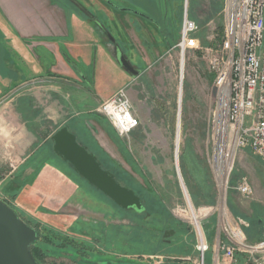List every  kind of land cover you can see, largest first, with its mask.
<instances>
[{
    "label": "rangeland",
    "instance_id": "374dc122",
    "mask_svg": "<svg viewBox=\"0 0 264 264\" xmlns=\"http://www.w3.org/2000/svg\"><path fill=\"white\" fill-rule=\"evenodd\" d=\"M50 1L80 14L83 23L92 19L94 26L115 37L124 19L113 4L122 7L129 2L143 15L139 24L149 30L150 45L147 49L135 32L136 48L121 44L134 66L143 70L135 77L124 70L133 82L122 87L140 120L125 136L98 110L104 100L96 99V106L80 100L83 106L76 110L66 98L58 103L62 115L46 117L38 77H23L0 93V198L37 229L32 248L39 260L43 264H193L195 238L187 206L202 215L212 208L202 221L211 245L216 234L220 236L217 204L225 195V205L233 218L241 220L242 231L250 241L258 240L264 229V160L249 147L236 151L227 194L220 195L209 166L216 97L207 57L202 48L191 49L181 66L175 47L186 1L198 25L200 46H213L222 31L223 0ZM210 33L217 34L215 39ZM106 37L101 39L110 49L113 45ZM114 50L117 78L123 69L117 46ZM31 53L36 59L42 55L32 46ZM39 59L43 63V57ZM97 83L88 84L89 89L105 93L114 86ZM93 90L76 95L95 98ZM65 111L78 113L72 116ZM62 126L141 197L142 211L116 206L54 152L51 136ZM42 175L45 181L39 179ZM242 176L252 187L249 197L234 188ZM210 258L208 251L206 264H211Z\"/></svg>",
    "mask_w": 264,
    "mask_h": 264
},
{
    "label": "built area",
    "instance_id": "2783aa9c",
    "mask_svg": "<svg viewBox=\"0 0 264 264\" xmlns=\"http://www.w3.org/2000/svg\"><path fill=\"white\" fill-rule=\"evenodd\" d=\"M184 4L178 41L180 64L189 50H204L209 74L212 75L216 106L211 119L212 140L210 165L220 195L227 194L236 151L249 147L250 152L264 160V0H223L222 31L213 46H200L196 35L198 25L189 16ZM182 66V65H181ZM182 78V77H181ZM125 87L104 100L98 110L106 115L120 135H128L139 126ZM220 178H218V174ZM236 192L249 197L252 187L245 177L234 186ZM226 199V195H225ZM219 199L218 226L211 245L203 229V217L212 212L187 206L195 238L196 257L193 264H206V253H211V264H264V233L250 241L242 226L227 209L226 200Z\"/></svg>",
    "mask_w": 264,
    "mask_h": 264
},
{
    "label": "crops",
    "instance_id": "0c3cea01",
    "mask_svg": "<svg viewBox=\"0 0 264 264\" xmlns=\"http://www.w3.org/2000/svg\"><path fill=\"white\" fill-rule=\"evenodd\" d=\"M122 7H114L123 12L120 19H124L122 29L117 31L118 36L115 37L105 29L101 28V32L92 19L83 23L80 14L50 0H0V93L5 85L18 83L23 77H38V81L42 82L45 116L54 119L63 114L58 111L62 107L59 101L70 98L69 106L76 110L83 106L80 101L83 99L94 102L96 106L97 100H106L123 85H132L133 78L127 77L129 74L122 67L123 71L117 74V78L123 82L117 81L114 48L117 46V51H122L134 66L121 44L130 48L135 46L132 37L135 32V37L147 48L150 45L147 39L149 30L139 24V18L143 17L141 12L129 2ZM127 16L138 28L130 24ZM103 35L113 45L110 49L101 39ZM31 46L40 50L42 55L38 56L43 57V63L39 57L36 59L37 56L32 55ZM101 80L114 84L111 92L101 93L99 89H91L95 98L88 95L91 91L88 84H98ZM69 89L72 91L67 92ZM82 91L88 93L87 96L76 95ZM133 111L138 115L134 107ZM68 113L75 116L78 112L65 111L66 115ZM43 176L39 179L45 181ZM57 186L60 187V184Z\"/></svg>",
    "mask_w": 264,
    "mask_h": 264
},
{
    "label": "water",
    "instance_id": "95a60500",
    "mask_svg": "<svg viewBox=\"0 0 264 264\" xmlns=\"http://www.w3.org/2000/svg\"><path fill=\"white\" fill-rule=\"evenodd\" d=\"M117 61L132 77L140 74V70L130 64L122 51L117 54ZM51 139L54 152L68 162L73 171L88 184L123 209L143 210L140 196L132 188L119 183L109 170L104 169L96 155L82 145L67 126L54 131ZM239 222L242 224L241 220ZM37 237V229L0 198V264H43L32 252V245Z\"/></svg>",
    "mask_w": 264,
    "mask_h": 264
},
{
    "label": "trees",
    "instance_id": "16d2710c",
    "mask_svg": "<svg viewBox=\"0 0 264 264\" xmlns=\"http://www.w3.org/2000/svg\"><path fill=\"white\" fill-rule=\"evenodd\" d=\"M190 15V14H189ZM190 17H192L191 15H190ZM193 18V17H192ZM194 19V18H193ZM169 47H170V45H169ZM101 165H102V167L104 168V169H107L105 166H104V164L101 162ZM115 178L117 179V181H119L120 183H121V180L120 179H118L116 176H115ZM123 184V183H122ZM125 185V184H124ZM136 195H137V193H135ZM141 198V197H140ZM112 201V200H111ZM113 202V201H112ZM114 203V202H113ZM115 204V203H114ZM116 205V204H115ZM117 206V205H116ZM119 207V206H118ZM144 207V206H143ZM143 207H142V209H143ZM119 208H121V207H119ZM122 209V208H121ZM128 209H130V208H128ZM138 211V210H137ZM142 211V210H141ZM240 223V222H239ZM241 224V223H240ZM241 226H242V224H241ZM242 229H243V226H242ZM263 232H264V229H263ZM263 232L261 233V235L259 236V238L258 239H260L261 237H262V235H263ZM35 251V249H33L32 248V252H33V255L39 260V258L37 257V254L34 252ZM40 261V260H39Z\"/></svg>",
    "mask_w": 264,
    "mask_h": 264
},
{
    "label": "bare ground",
    "instance_id": "6f19581e",
    "mask_svg": "<svg viewBox=\"0 0 264 264\" xmlns=\"http://www.w3.org/2000/svg\"><path fill=\"white\" fill-rule=\"evenodd\" d=\"M182 61H183V60H182ZM182 61H181V62H182ZM181 65L183 66V62L181 63ZM176 139H177V140L179 139V131H177V138H176ZM177 140H176V141H177ZM177 142H178V141H177ZM217 174H218V178H220L219 173H217Z\"/></svg>",
    "mask_w": 264,
    "mask_h": 264
},
{
    "label": "flooded vegetation",
    "instance_id": "af4514ba",
    "mask_svg": "<svg viewBox=\"0 0 264 264\" xmlns=\"http://www.w3.org/2000/svg\"><path fill=\"white\" fill-rule=\"evenodd\" d=\"M113 5H114L115 7H117V8H120V9H121V8H123V7H120V6H118V5H115V4H113Z\"/></svg>",
    "mask_w": 264,
    "mask_h": 264
}]
</instances>
